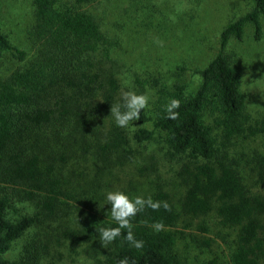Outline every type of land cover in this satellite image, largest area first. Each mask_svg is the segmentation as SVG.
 <instances>
[{
  "label": "trees",
  "instance_id": "16d2710c",
  "mask_svg": "<svg viewBox=\"0 0 264 264\" xmlns=\"http://www.w3.org/2000/svg\"><path fill=\"white\" fill-rule=\"evenodd\" d=\"M30 2L33 21L23 44L0 25V264H47L50 252L62 254L61 246L81 238L103 246L99 264L124 258L174 264L180 227L207 229L210 214L233 232L227 239L232 264H261L264 194L250 191L231 152L237 139L264 133V125L244 120L241 75L226 47L232 36L242 38L248 22L260 36L264 0H254L223 29L221 48L197 70L201 80L194 90L176 83L158 97L150 93L140 119L124 128L116 126L111 106L122 102L123 91L146 90L134 80L124 85L131 71L120 64L119 40L110 29L116 25L105 23L115 0ZM173 99L179 102L171 108L174 119ZM254 167L263 185L264 152L256 153ZM127 168L133 177L114 186L113 174ZM166 171L186 185L181 210L164 188ZM149 180L153 186L141 195ZM109 190L157 204L130 218L141 248L124 239L127 229L112 242L100 241L97 229L116 226L106 214ZM199 218L204 221L196 224ZM20 240L19 253L8 257Z\"/></svg>",
  "mask_w": 264,
  "mask_h": 264
},
{
  "label": "rangeland",
  "instance_id": "374dc122",
  "mask_svg": "<svg viewBox=\"0 0 264 264\" xmlns=\"http://www.w3.org/2000/svg\"><path fill=\"white\" fill-rule=\"evenodd\" d=\"M253 6L254 0H115L106 14L105 23L107 28L116 25L110 29L119 40L120 64L122 61L131 71L123 78L124 85L130 88L134 80L153 97H158L165 89L171 90L176 83L194 90L201 80L197 70L221 48L223 29ZM98 7L100 14L104 5ZM32 21L30 0H23L21 5L0 0V25L15 44H23L25 31ZM261 21L259 37L252 22H248L242 38L232 36L226 47L241 75L246 97L244 120L258 126L264 125V15ZM263 152L264 133L237 139L231 154L250 191L264 194V184L256 182L254 167L256 153ZM132 177L128 168L123 173L116 171L112 177L116 182L114 186L120 188ZM163 177L166 179V182L162 180L164 188L169 191L176 208L181 210L186 185L176 181L170 171ZM150 180L140 187L141 193L137 184L132 186L144 195L153 186ZM89 218L87 215L85 221ZM205 219L207 224L203 218L195 221L197 224L203 220L207 229L180 227L174 264H232L228 258L227 239L234 237L233 232L219 224L211 214ZM198 238L208 243L203 244ZM21 244L22 240L7 256L14 258ZM58 250L62 254L50 252L47 264H99L105 258L103 246L94 238H81L74 244L67 242ZM261 264H264V257Z\"/></svg>",
  "mask_w": 264,
  "mask_h": 264
},
{
  "label": "clouds",
  "instance_id": "9594fccd",
  "mask_svg": "<svg viewBox=\"0 0 264 264\" xmlns=\"http://www.w3.org/2000/svg\"><path fill=\"white\" fill-rule=\"evenodd\" d=\"M150 96L147 92L137 93L129 90L121 93V103L111 106V114L114 117L115 124L118 127H129L130 122L140 119L141 109H146ZM179 102L175 99L170 101L169 118H175V113L171 112V108L178 107ZM107 205H110L111 219L115 221L116 226H106L97 229L101 242H112L116 237L122 235V230L127 229L124 239L131 243L135 248H141L143 242L134 238L130 228V218L134 217L146 205L155 208L157 206L151 198H145L141 195H131L123 190H109L104 195ZM157 229L160 227L156 225ZM119 264H129L127 258L121 259Z\"/></svg>",
  "mask_w": 264,
  "mask_h": 264
}]
</instances>
